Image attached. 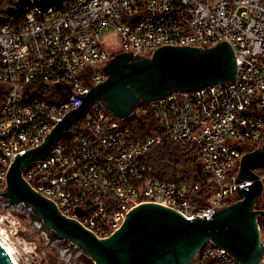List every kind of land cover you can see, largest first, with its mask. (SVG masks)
<instances>
[{
  "label": "built area",
  "instance_id": "built-area-1",
  "mask_svg": "<svg viewBox=\"0 0 264 264\" xmlns=\"http://www.w3.org/2000/svg\"><path fill=\"white\" fill-rule=\"evenodd\" d=\"M0 16V191L12 162L40 146L106 80L104 67L116 53L152 56L164 45L221 42L236 55L233 82L140 101L135 112L151 113L156 123L144 138L96 102L22 175L99 238L118 230L143 202L187 219L211 218L252 184L240 179V161L264 143V0H60L47 12L32 2ZM110 29L118 43L112 53L105 48ZM163 141L195 152L191 174L179 180L154 174L146 154ZM253 171L263 182L256 208L264 210V167ZM258 228L264 243L263 215ZM196 263L241 264L211 240L197 251Z\"/></svg>",
  "mask_w": 264,
  "mask_h": 264
},
{
  "label": "water",
  "instance_id": "water-1",
  "mask_svg": "<svg viewBox=\"0 0 264 264\" xmlns=\"http://www.w3.org/2000/svg\"><path fill=\"white\" fill-rule=\"evenodd\" d=\"M60 0H18L10 14L29 5L47 12ZM139 17L133 19L137 21ZM5 17L0 16V22ZM105 81L92 87L84 103L72 110L45 138L44 142L19 155L7 173V187L0 191L9 206L26 205L43 231L54 240H66L75 252L90 257L94 264H194L197 251L209 240L230 252L241 264H259L264 243L258 228L263 182L253 171L264 167V143L243 154L240 179L252 181L238 191L240 200L217 210L211 218L187 219L179 211L157 202H143L131 209L113 234L99 238L78 220L63 215L55 202L36 191L22 171L44 159L54 142L70 124L99 102L120 120L129 119L142 100H153L172 91L199 89L211 84L230 83L237 76V59L228 42L212 47L164 45L152 56L133 52L116 53L104 67ZM199 164L198 171L201 172ZM0 264H17L0 242Z\"/></svg>",
  "mask_w": 264,
  "mask_h": 264
},
{
  "label": "rangeland",
  "instance_id": "rangeland-1",
  "mask_svg": "<svg viewBox=\"0 0 264 264\" xmlns=\"http://www.w3.org/2000/svg\"><path fill=\"white\" fill-rule=\"evenodd\" d=\"M104 35L110 37L105 43V48L110 53L114 52L118 43L112 40L113 30H105ZM0 227V231H3L1 236L7 240L19 264H74L75 257L71 258L72 255L79 256L76 264H94L84 253L75 252V248H72L68 241H52L54 233L42 230L41 222L34 218V212L30 208L24 204L9 206V200L2 194Z\"/></svg>",
  "mask_w": 264,
  "mask_h": 264
},
{
  "label": "trees",
  "instance_id": "trees-1",
  "mask_svg": "<svg viewBox=\"0 0 264 264\" xmlns=\"http://www.w3.org/2000/svg\"><path fill=\"white\" fill-rule=\"evenodd\" d=\"M14 5V2H3L0 13L6 14L7 9ZM146 102L143 101L142 104ZM154 115L151 113L143 114L138 110L125 121L131 128L134 135L144 138L155 131ZM198 162L195 152L188 151L187 148L179 147L169 141L157 144L146 154V163L153 168L155 175L162 179L179 180L193 172V166Z\"/></svg>",
  "mask_w": 264,
  "mask_h": 264
},
{
  "label": "bare ground",
  "instance_id": "bare-ground-1",
  "mask_svg": "<svg viewBox=\"0 0 264 264\" xmlns=\"http://www.w3.org/2000/svg\"><path fill=\"white\" fill-rule=\"evenodd\" d=\"M0 228H1V227H0ZM0 233H3V231H0ZM0 240H1L2 244L6 247V249L8 250V252L12 255V257L14 258V260H15L16 263H17V260H16V258H15V256H14V253H13V251L11 250L10 245H8L7 240L5 239V241H3L1 237H0ZM17 264H19V263H17Z\"/></svg>",
  "mask_w": 264,
  "mask_h": 264
},
{
  "label": "flooded vegetation",
  "instance_id": "flooded-vegetation-1",
  "mask_svg": "<svg viewBox=\"0 0 264 264\" xmlns=\"http://www.w3.org/2000/svg\"><path fill=\"white\" fill-rule=\"evenodd\" d=\"M64 241H65V240H64ZM67 245H68V243H67ZM77 256H78V255H74V256L72 255V256H71V258H74V257H75V258H74L75 261L73 262L74 264H76L75 262H78L79 256H78V258H77ZM76 260H77V261H76ZM69 262H72V261L69 260ZM194 264H197V263L195 262Z\"/></svg>",
  "mask_w": 264,
  "mask_h": 264
}]
</instances>
